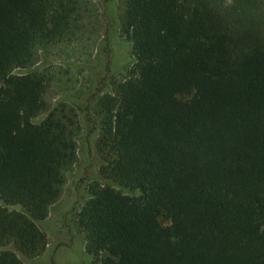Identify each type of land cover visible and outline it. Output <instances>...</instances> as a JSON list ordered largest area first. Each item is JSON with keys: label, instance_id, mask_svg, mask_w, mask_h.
Returning a JSON list of instances; mask_svg holds the SVG:
<instances>
[{"label": "trees", "instance_id": "trees-1", "mask_svg": "<svg viewBox=\"0 0 264 264\" xmlns=\"http://www.w3.org/2000/svg\"><path fill=\"white\" fill-rule=\"evenodd\" d=\"M87 10L0 0V264L44 253L77 163L81 118L36 64L82 38ZM239 19L222 0L123 1L132 65L93 77L98 168L77 215L100 264H264V33Z\"/></svg>", "mask_w": 264, "mask_h": 264}, {"label": "rangeland", "instance_id": "rangeland-1", "mask_svg": "<svg viewBox=\"0 0 264 264\" xmlns=\"http://www.w3.org/2000/svg\"><path fill=\"white\" fill-rule=\"evenodd\" d=\"M80 1L88 9L82 38L72 46L48 49L36 64L49 71V102H67L81 118L79 157L66 176L61 198L39 223L47 236L46 250L32 259L20 255L25 264H100L97 258L86 254L83 235L77 226V215L88 198V184L98 168L92 146L95 139L92 124L97 123V117L89 114L87 107L93 77L99 78L105 73L104 77H110L113 82L127 77L132 65L131 43L121 35L119 26L124 0ZM222 1L229 9L236 8L240 18L236 27L241 32L248 29L264 33V0ZM24 72L23 69L14 71L15 74Z\"/></svg>", "mask_w": 264, "mask_h": 264}]
</instances>
